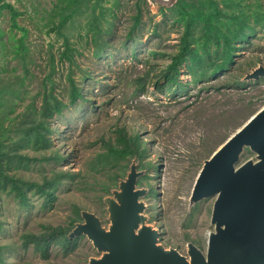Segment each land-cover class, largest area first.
<instances>
[{
	"label": "rangeland",
	"instance_id": "1",
	"mask_svg": "<svg viewBox=\"0 0 264 264\" xmlns=\"http://www.w3.org/2000/svg\"><path fill=\"white\" fill-rule=\"evenodd\" d=\"M218 3L226 17L242 12L246 21V34L235 40L231 62L197 80L191 79L186 63L179 64L181 86L167 88L160 73L177 52L182 31L170 9L139 1L140 23L127 37L136 0H0V140L12 153L9 172L36 182L60 171L72 175L54 187L48 204L27 187L23 203L14 191L0 190L4 264H89L90 257L100 256L84 234L72 251L53 245L46 257L31 244L23 246L21 235L37 233L43 225L71 231L83 221L78 214L70 223L76 208L95 214L107 227L103 197L112 196L132 165L135 186L145 188L139 198L145 223L159 231L158 242L185 255L188 243L205 251L214 230L215 196L191 202L195 177L204 159L264 105V77H245L264 66V0ZM104 40L107 44L98 51ZM63 49L75 56L72 78L84 97L50 118L51 146L40 148L27 141V128L38 117V92L47 76L67 102ZM135 132L144 152L141 158L131 154L120 159L118 180L110 183L111 173L98 170V154L119 133ZM249 158L255 153L245 149L239 161Z\"/></svg>",
	"mask_w": 264,
	"mask_h": 264
},
{
	"label": "water",
	"instance_id": "2",
	"mask_svg": "<svg viewBox=\"0 0 264 264\" xmlns=\"http://www.w3.org/2000/svg\"><path fill=\"white\" fill-rule=\"evenodd\" d=\"M169 7L176 0H152ZM264 77L259 65L246 79ZM245 149L254 159L240 162ZM137 172L130 167L112 196H104L109 224L102 226L93 213L81 210L68 236L84 234L100 252L89 264H264V105L230 134L199 169L190 195L195 202L215 196L211 211L214 230L206 249L188 243L187 255L158 242L159 231L145 223V188L135 186Z\"/></svg>",
	"mask_w": 264,
	"mask_h": 264
},
{
	"label": "trees",
	"instance_id": "3",
	"mask_svg": "<svg viewBox=\"0 0 264 264\" xmlns=\"http://www.w3.org/2000/svg\"><path fill=\"white\" fill-rule=\"evenodd\" d=\"M139 1L145 2V0H136L137 8L133 14L127 37H132V31L140 23L142 9ZM164 7L160 6V10L170 9L173 11L182 25L178 50L171 56L170 62L160 73L167 83L165 85L167 88H170L172 83L177 84L178 87L181 86L177 79V66L179 64L186 63L192 80L200 79L228 66L232 60L233 51L236 49L235 40L243 38L246 34L244 29L246 21L242 12L237 14L232 12L230 16L226 17L227 10L219 7L218 0H176L173 5ZM97 16H103V12L100 11ZM261 21L264 25V18ZM106 44L107 41L104 40L103 46L98 51H101ZM60 57H64L68 61L65 75L68 85L64 86V89L67 90V102L54 91L53 84L55 81L48 74L47 82L43 83L38 92L40 97L38 117L27 128V141L38 144L40 148L51 146L50 118L54 114H60L62 108L67 104L74 103L84 97L81 87L72 78V66L77 65L75 56L67 49H63L60 52ZM160 74L157 76H161ZM138 85L143 87L144 83ZM143 152L144 146L138 133L129 135L119 133L117 140L107 145L105 152L98 154V170L111 173L109 180L110 183H114L118 174L120 175L115 170L118 161L131 154H137L141 158ZM53 156L57 160L59 153L56 152ZM11 159L12 153L6 149L3 141L0 140V190L14 191V195L22 203L25 198L23 189L26 187L29 190H36L40 196L44 197V204L50 203L53 200L54 187L59 184L63 177H72L70 173L62 171L44 177L41 182L15 177L9 172ZM78 214L80 213L76 208V217L71 219V224L74 219L78 218ZM69 231L68 227L61 225H43L37 233L26 232L22 234V244L23 246L31 244L34 250L43 257L47 256L49 248L53 245H59L63 251L69 252L76 247L78 237L81 236H68ZM3 258L4 251L0 245V264H4Z\"/></svg>",
	"mask_w": 264,
	"mask_h": 264
}]
</instances>
